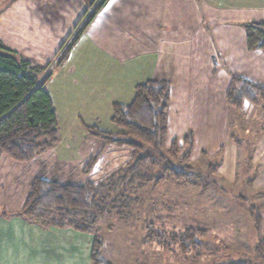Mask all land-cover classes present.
<instances>
[{"label":"crops","instance_id":"0c3cea01","mask_svg":"<svg viewBox=\"0 0 264 264\" xmlns=\"http://www.w3.org/2000/svg\"><path fill=\"white\" fill-rule=\"evenodd\" d=\"M198 1L110 0L71 51L66 62L71 75L64 72L63 82L52 77L47 87L59 123L91 115L101 125L105 115L112 125L113 105L130 104L138 84L169 81L167 146L192 136L190 164L205 161L207 167L220 161L216 178L227 193L214 187L201 190L213 196L209 201H214L217 231L259 233L247 208L253 206L262 214L264 233V130L253 126L264 119L258 117V107L245 105L236 113L226 100L232 75L264 87V54L248 51L243 29L248 23H264V0H236L238 4L227 6H200ZM92 2L0 0V42L33 65L46 67ZM81 124L86 130L87 124ZM114 126L115 132L100 130L122 133ZM87 155L65 164L77 165ZM93 239L0 217V264H92ZM252 257L249 264H260L256 252Z\"/></svg>","mask_w":264,"mask_h":264},{"label":"trees","instance_id":"16d2710c","mask_svg":"<svg viewBox=\"0 0 264 264\" xmlns=\"http://www.w3.org/2000/svg\"><path fill=\"white\" fill-rule=\"evenodd\" d=\"M109 1H101L57 66L68 60L90 22ZM243 29L248 51L264 54V23H248ZM46 72L47 68L33 65L0 42V189L3 183L16 178L27 182L18 210L0 217H17L43 230L57 228L93 235L101 216L111 211L120 214L130 207L131 192L150 183L158 184L164 177L176 182L194 178L202 190L214 187L227 193L216 178L220 161H211L205 171L187 163L194 146L192 136H187L182 144L174 140L167 146L172 87L164 80L140 83L130 104L113 105L111 121L122 133L114 135L86 127L90 136L102 141L101 149L82 157L77 165H64L67 175L55 177L60 123L47 87L53 72ZM226 100L236 113L245 105L260 107L264 105V87L232 75ZM154 166L159 167V176L149 174ZM235 199L244 200L241 196ZM247 208L259 232L256 261L264 264L263 217L255 207ZM149 230L145 243H157L167 250L177 247L184 255L202 249V238L207 234L205 229L196 227L168 234L166 228L153 224ZM90 246L92 264H109L103 257L99 236Z\"/></svg>","mask_w":264,"mask_h":264},{"label":"rangeland","instance_id":"374dc122","mask_svg":"<svg viewBox=\"0 0 264 264\" xmlns=\"http://www.w3.org/2000/svg\"><path fill=\"white\" fill-rule=\"evenodd\" d=\"M97 2L98 0H93L88 6L74 32L60 48L55 59L44 67L47 68L46 75L52 71L53 78L63 82L61 81L63 73L70 68L66 65L67 61L57 66L64 53L62 50H66L67 44L72 43L71 38L84 21L89 9L92 10ZM217 2H222L225 6L238 4L236 0H199L198 5L203 6L205 3L212 5ZM66 66L68 70H66ZM68 73L71 75L70 71ZM138 80L143 79L139 78ZM263 108L264 105L256 108L258 117L261 119H264ZM92 113L94 114L93 110ZM89 116L82 115L80 121L72 117L67 124L60 121V141L55 147L59 161L54 169L55 177L60 178L67 175L63 167L66 165L65 161L66 163L68 160L75 162V158L95 154L102 147V141L90 136L81 123L87 124L88 127L97 126L98 129L115 132L116 127L105 121V115L100 118L101 125H98V122L94 124L92 116ZM254 122H258V124H253V126L264 130V122L258 120ZM69 151L74 155L73 160L70 159L72 155L67 154ZM187 163L190 164V162ZM196 163L191 165L195 166L197 170H206L205 161ZM148 172L150 175L159 176V167H150ZM198 183L194 178L188 182H176L164 177L158 184L150 183L143 189H135L134 192H131V200L128 202L130 207L121 211L120 214H117V211H111L101 216L93 237L99 236L102 239L104 244L102 254L107 262L109 264H249L259 242L258 233L218 232L212 221L214 219L212 218L214 201H209L213 196L202 192V187L197 185ZM2 186L0 189V214L17 211L20 199L27 192L26 180L20 177L3 183ZM152 224L159 229L166 228L168 234L172 230L179 232L187 227L205 229L207 234L202 238L203 248L184 255L177 247L167 250L157 243L147 244L144 239L150 235L149 228L152 227ZM47 230H52V228Z\"/></svg>","mask_w":264,"mask_h":264},{"label":"built area","instance_id":"2783aa9c","mask_svg":"<svg viewBox=\"0 0 264 264\" xmlns=\"http://www.w3.org/2000/svg\"><path fill=\"white\" fill-rule=\"evenodd\" d=\"M101 1L102 0H98V2L95 4V6L92 8V10L89 9V12L87 13L86 17L84 18V21H82V23L80 24V26H79L78 30L76 31L75 35L71 38V41L74 40V38L78 34V32L85 26V24L87 23V21L89 20V18L93 15V12L96 10L97 6L101 3ZM69 45H70V43L67 44V47ZM64 51L65 50L63 49L62 52H64Z\"/></svg>","mask_w":264,"mask_h":264}]
</instances>
